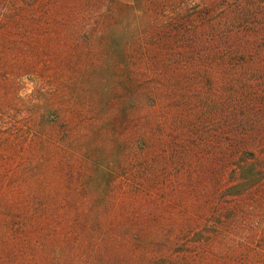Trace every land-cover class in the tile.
I'll return each instance as SVG.
<instances>
[{
	"label": "rangeland",
	"instance_id": "1",
	"mask_svg": "<svg viewBox=\"0 0 264 264\" xmlns=\"http://www.w3.org/2000/svg\"><path fill=\"white\" fill-rule=\"evenodd\" d=\"M41 2L0 0V264H264L257 243L199 241L209 197L145 101L147 65L125 63L142 10L64 0L48 22Z\"/></svg>",
	"mask_w": 264,
	"mask_h": 264
},
{
	"label": "trees",
	"instance_id": "2",
	"mask_svg": "<svg viewBox=\"0 0 264 264\" xmlns=\"http://www.w3.org/2000/svg\"><path fill=\"white\" fill-rule=\"evenodd\" d=\"M113 1L147 17L132 41L136 56L127 49L125 63L147 65L145 101L173 118L170 148L193 160L189 186L196 192L199 180L209 197L204 207L218 231L199 241H251L260 247L255 253L263 252L264 0ZM63 3L42 0L43 17L64 19ZM115 4L109 14L117 16ZM150 139H141L142 147Z\"/></svg>",
	"mask_w": 264,
	"mask_h": 264
}]
</instances>
